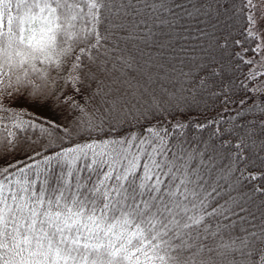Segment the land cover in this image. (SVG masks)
Masks as SVG:
<instances>
[{
	"label": "snow or ice",
	"instance_id": "6c2138e0",
	"mask_svg": "<svg viewBox=\"0 0 264 264\" xmlns=\"http://www.w3.org/2000/svg\"><path fill=\"white\" fill-rule=\"evenodd\" d=\"M0 264H264V0H0Z\"/></svg>",
	"mask_w": 264,
	"mask_h": 264
},
{
	"label": "trees",
	"instance_id": "16d2710c",
	"mask_svg": "<svg viewBox=\"0 0 264 264\" xmlns=\"http://www.w3.org/2000/svg\"><path fill=\"white\" fill-rule=\"evenodd\" d=\"M29 134L39 135L38 131H36L35 133H33V130H29Z\"/></svg>",
	"mask_w": 264,
	"mask_h": 264
}]
</instances>
